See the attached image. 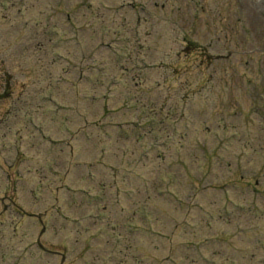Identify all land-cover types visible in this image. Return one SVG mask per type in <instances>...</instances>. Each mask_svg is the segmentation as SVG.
<instances>
[{
  "label": "rangeland",
  "instance_id": "obj_1",
  "mask_svg": "<svg viewBox=\"0 0 264 264\" xmlns=\"http://www.w3.org/2000/svg\"><path fill=\"white\" fill-rule=\"evenodd\" d=\"M235 1L0 0V264H264V0Z\"/></svg>",
  "mask_w": 264,
  "mask_h": 264
}]
</instances>
